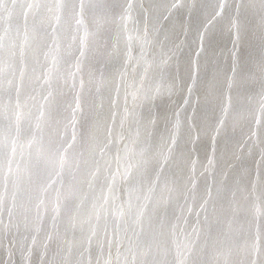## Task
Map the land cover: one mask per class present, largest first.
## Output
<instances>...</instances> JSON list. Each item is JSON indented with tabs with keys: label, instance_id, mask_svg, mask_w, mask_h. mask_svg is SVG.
<instances>
[{
	"label": "snow or ice",
	"instance_id": "obj_1",
	"mask_svg": "<svg viewBox=\"0 0 264 264\" xmlns=\"http://www.w3.org/2000/svg\"><path fill=\"white\" fill-rule=\"evenodd\" d=\"M0 264H264V0H0Z\"/></svg>",
	"mask_w": 264,
	"mask_h": 264
},
{
	"label": "bare ground",
	"instance_id": "obj_2",
	"mask_svg": "<svg viewBox=\"0 0 264 264\" xmlns=\"http://www.w3.org/2000/svg\"><path fill=\"white\" fill-rule=\"evenodd\" d=\"M228 47H231V45H230V44H228Z\"/></svg>",
	"mask_w": 264,
	"mask_h": 264
}]
</instances>
